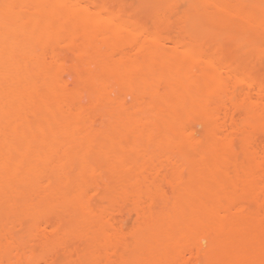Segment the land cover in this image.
Here are the masks:
<instances>
[{"label": "bare ground", "instance_id": "1", "mask_svg": "<svg viewBox=\"0 0 264 264\" xmlns=\"http://www.w3.org/2000/svg\"><path fill=\"white\" fill-rule=\"evenodd\" d=\"M127 1L0 0V264H264V0Z\"/></svg>", "mask_w": 264, "mask_h": 264}, {"label": "rangeland", "instance_id": "2", "mask_svg": "<svg viewBox=\"0 0 264 264\" xmlns=\"http://www.w3.org/2000/svg\"><path fill=\"white\" fill-rule=\"evenodd\" d=\"M127 1V0H126ZM131 1V0H130ZM130 1H127V2H130Z\"/></svg>", "mask_w": 264, "mask_h": 264}]
</instances>
